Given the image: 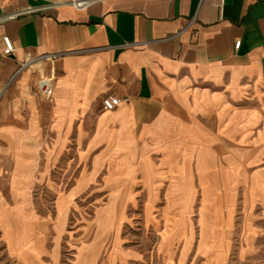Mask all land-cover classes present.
<instances>
[{
	"label": "crops",
	"instance_id": "crops-1",
	"mask_svg": "<svg viewBox=\"0 0 264 264\" xmlns=\"http://www.w3.org/2000/svg\"><path fill=\"white\" fill-rule=\"evenodd\" d=\"M67 1L0 0L8 256L59 264L43 253L29 200L39 153L73 148L76 184L102 181L112 198L126 196L115 184L126 193L139 183L152 199H198L202 249L188 263L250 260L264 247V0H102L82 10ZM109 95L120 102L105 110Z\"/></svg>",
	"mask_w": 264,
	"mask_h": 264
},
{
	"label": "rangeland",
	"instance_id": "rangeland-1",
	"mask_svg": "<svg viewBox=\"0 0 264 264\" xmlns=\"http://www.w3.org/2000/svg\"><path fill=\"white\" fill-rule=\"evenodd\" d=\"M80 154L73 148L39 153V179L29 201L45 233L44 255H53L59 264H90L94 249L95 264H200L188 263V256L202 249L198 199H152L139 191V183L126 193L123 184H115L116 195L126 196L112 198L107 183H75ZM254 252L239 262L233 252L229 264H264V247ZM0 264H21L8 256L1 241Z\"/></svg>",
	"mask_w": 264,
	"mask_h": 264
},
{
	"label": "built area",
	"instance_id": "built-area-1",
	"mask_svg": "<svg viewBox=\"0 0 264 264\" xmlns=\"http://www.w3.org/2000/svg\"><path fill=\"white\" fill-rule=\"evenodd\" d=\"M102 1V0H68L67 3L72 6L73 8L77 10H82L90 5H92L95 2ZM54 4H58V2H54ZM3 42V51L2 55L5 57H12L15 52V47L12 42V40L8 36L2 37ZM240 45V40H237L234 44L235 48H238ZM60 54H43L40 55L39 58L46 61H52L59 57ZM29 62H22L20 63L17 71L29 66ZM120 102V99L117 96H107L103 98L102 100V108L105 110H110L114 108L118 103Z\"/></svg>",
	"mask_w": 264,
	"mask_h": 264
}]
</instances>
